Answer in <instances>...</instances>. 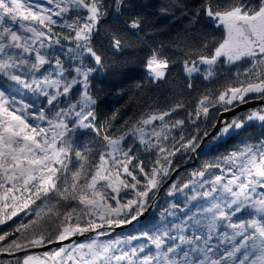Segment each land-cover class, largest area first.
Here are the masks:
<instances>
[{
    "label": "snow or ice",
    "instance_id": "obj_1",
    "mask_svg": "<svg viewBox=\"0 0 264 264\" xmlns=\"http://www.w3.org/2000/svg\"><path fill=\"white\" fill-rule=\"evenodd\" d=\"M0 264H264V0H0Z\"/></svg>",
    "mask_w": 264,
    "mask_h": 264
},
{
    "label": "trees",
    "instance_id": "obj_2",
    "mask_svg": "<svg viewBox=\"0 0 264 264\" xmlns=\"http://www.w3.org/2000/svg\"><path fill=\"white\" fill-rule=\"evenodd\" d=\"M111 59V57H110ZM127 59V57H120L116 60V64L113 68L109 69L108 75L106 77H100L104 83L100 87L116 85L118 88L123 89L120 96L115 95L103 97L106 101V106L104 111L107 114H111L112 111H118L119 115L117 117L118 121L122 119L132 118L139 109L144 107L148 103L153 101L163 102L165 95L173 87V85H162L159 89L145 85L144 87L137 89L136 84L141 79L142 69L139 66L138 60L129 62L127 64H122V61ZM179 65H177V71L173 73L174 78L178 75ZM209 133L212 131V128H208ZM251 131V129H250ZM223 144V141H218L217 143L212 144L211 137L205 139L203 147L205 153H215L223 151V147L220 145ZM231 146V142H229ZM211 159V155L208 156ZM203 158L187 162L185 167L195 166L200 163H203ZM189 163L192 165L187 166ZM183 169L181 171L183 172ZM121 230H117L119 232Z\"/></svg>",
    "mask_w": 264,
    "mask_h": 264
},
{
    "label": "water",
    "instance_id": "obj_3",
    "mask_svg": "<svg viewBox=\"0 0 264 264\" xmlns=\"http://www.w3.org/2000/svg\"><path fill=\"white\" fill-rule=\"evenodd\" d=\"M254 106V104H249L247 107H253ZM231 117V114L229 113V114H223V118H225V119H228V118H230ZM215 133V130L214 129H212V131L210 132V135H209V137H211V135H213ZM205 141V140H204ZM190 165H192L191 163H189L187 166H190ZM185 166H182V168H184ZM181 168V169H182ZM41 251H43V250H41Z\"/></svg>",
    "mask_w": 264,
    "mask_h": 264
},
{
    "label": "rangeland",
    "instance_id": "obj_4",
    "mask_svg": "<svg viewBox=\"0 0 264 264\" xmlns=\"http://www.w3.org/2000/svg\"><path fill=\"white\" fill-rule=\"evenodd\" d=\"M213 143H217V142H215V141H212V144H213Z\"/></svg>",
    "mask_w": 264,
    "mask_h": 264
}]
</instances>
